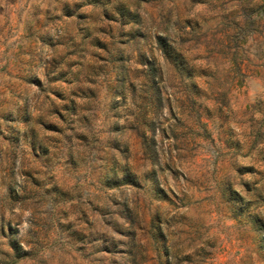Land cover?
Returning <instances> with one entry per match:
<instances>
[{
  "label": "rangeland",
  "instance_id": "obj_1",
  "mask_svg": "<svg viewBox=\"0 0 264 264\" xmlns=\"http://www.w3.org/2000/svg\"><path fill=\"white\" fill-rule=\"evenodd\" d=\"M0 264H264V0H0Z\"/></svg>",
  "mask_w": 264,
  "mask_h": 264
}]
</instances>
